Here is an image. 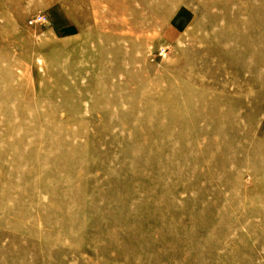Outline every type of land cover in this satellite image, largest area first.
<instances>
[{"label":"rangeland","instance_id":"374dc122","mask_svg":"<svg viewBox=\"0 0 264 264\" xmlns=\"http://www.w3.org/2000/svg\"><path fill=\"white\" fill-rule=\"evenodd\" d=\"M246 49L264 0H0V264H264Z\"/></svg>","mask_w":264,"mask_h":264},{"label":"crops","instance_id":"0c3cea01","mask_svg":"<svg viewBox=\"0 0 264 264\" xmlns=\"http://www.w3.org/2000/svg\"><path fill=\"white\" fill-rule=\"evenodd\" d=\"M252 55L253 54H250L248 49H246L245 54L239 56L238 59L240 60L237 61L239 75L237 79L236 70L234 66L232 67L234 109L236 115H238V112L240 113L241 118L243 117V114L245 116L250 114L252 117H260L262 115L260 112L264 111V107L263 110L261 107L259 108L261 99L257 96L264 92V64L262 65V68L258 64L260 60L264 61V58L256 59V57ZM262 56H264V53H262L261 57ZM241 73L242 78L240 76Z\"/></svg>","mask_w":264,"mask_h":264},{"label":"bare ground","instance_id":"6f19581e","mask_svg":"<svg viewBox=\"0 0 264 264\" xmlns=\"http://www.w3.org/2000/svg\"><path fill=\"white\" fill-rule=\"evenodd\" d=\"M145 2V1H144ZM250 3V2H249ZM244 4V3H243ZM242 6V5H241ZM243 6H247V5H243ZM242 8V7H241ZM244 8V7H243ZM139 20V19H138ZM208 40V39H207ZM222 47L223 48V44L221 43V44H219L218 45V47ZM230 48V47H229ZM221 49V48H220ZM179 97V96H178ZM175 100H176V103H175V106H176V108L177 109H179V108H182V107H187V104L186 103H182L181 101H178L177 100V94H176V98H175ZM116 138V137H115ZM46 260V259H45Z\"/></svg>","mask_w":264,"mask_h":264},{"label":"built area","instance_id":"2783aa9c","mask_svg":"<svg viewBox=\"0 0 264 264\" xmlns=\"http://www.w3.org/2000/svg\"><path fill=\"white\" fill-rule=\"evenodd\" d=\"M42 19H44V15H40V16L36 17L35 19H32L30 21V23L33 24V23H35V21L42 20Z\"/></svg>","mask_w":264,"mask_h":264}]
</instances>
